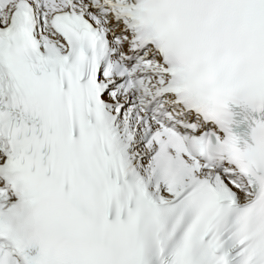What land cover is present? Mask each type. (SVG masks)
I'll use <instances>...</instances> for the list:
<instances>
[{
    "label": "snow or ice",
    "instance_id": "obj_1",
    "mask_svg": "<svg viewBox=\"0 0 264 264\" xmlns=\"http://www.w3.org/2000/svg\"><path fill=\"white\" fill-rule=\"evenodd\" d=\"M0 264H264V0H0Z\"/></svg>",
    "mask_w": 264,
    "mask_h": 264
}]
</instances>
